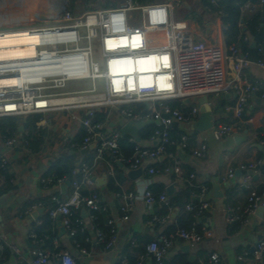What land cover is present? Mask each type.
Instances as JSON below:
<instances>
[{"label": "built area", "instance_id": "1", "mask_svg": "<svg viewBox=\"0 0 264 264\" xmlns=\"http://www.w3.org/2000/svg\"><path fill=\"white\" fill-rule=\"evenodd\" d=\"M182 2L169 0L148 4L125 0L119 7L91 10L82 16H75L63 7L58 8L57 16L49 20H41L40 15L45 12L36 5L31 17L0 25V41L14 34L38 40L31 56L0 58V79L13 81L0 86V117L76 111L77 114H71V120L85 130L83 140L72 144L76 151L84 152L94 145L96 161H103L109 155L133 171L142 167L144 162L156 161L165 154L166 148L175 144L170 136L173 125L192 121L200 112L198 106L191 107L188 112L173 109L170 102L184 104L191 98L233 94L235 104L228 109L233 114V122L213 129L216 140L232 137L246 124L244 115L252 96L260 93L264 98L263 82L251 81L245 73V69L252 64L264 70V44L259 45L258 56L253 60L249 51L242 52L237 45L230 46L226 53L214 44L194 42L189 28L174 18L175 7ZM2 4L3 15L21 14L12 0H2ZM245 12H264V0L247 2L241 8V13ZM26 48L21 47L22 50ZM71 82H89L90 88L64 92ZM67 97H75L77 101L55 104ZM141 103L149 107L138 110L137 105ZM102 109L109 110L110 118L117 115L126 122H158L151 136V141L157 146L147 149L135 144L133 155L126 158L119 145L120 133L109 130L106 123L95 119ZM46 126L47 122L42 120L37 129ZM3 139L7 150L19 145L15 136L5 134ZM130 142L134 140L131 138ZM25 145L28 146L29 142L25 141ZM178 146L182 150L188 149V137L183 135ZM207 154L206 143L192 152L196 158H205ZM0 164L2 167L7 165L8 158L0 156ZM261 165L262 162L258 161L243 167L247 174L235 184L238 190L252 191L253 175ZM173 170L180 179H184L178 161L174 162ZM158 173L155 167L148 170L149 175ZM235 173L236 170L230 168L226 180L234 181ZM45 182L52 184L54 179ZM57 182L61 185L64 180ZM94 186L92 167L80 163L72 172L71 194L66 200L54 198L49 212L52 221L61 220L78 256L67 251H47L44 244L48 236L32 231L30 239L37 247L31 252L29 264H78V258L92 256V252L84 246V239L83 244L77 239L86 230L84 220L74 217V211L81 209L88 212L95 232V240L92 242L87 238L85 244L99 245L104 252L116 247L117 222H110V235L106 236L97 224L98 214L104 210L100 199L93 194L84 195V188ZM207 191L206 186H201L197 195L199 203L185 207L194 215L191 227L180 228L174 235L190 246L197 245L201 240L197 217L210 209V204L204 201ZM118 196L122 200L120 222L130 219L137 199L143 200L150 208L169 203L165 192L155 196L148 187L137 194L119 193ZM259 208H264V193H250L244 206L228 207L225 217L228 222L247 224ZM37 210V206H32L28 208L27 215L33 218ZM167 219L168 216L154 215L149 224L162 225ZM4 243V238L0 236V263L5 260ZM172 245L173 237H161L146 247V257L153 259L155 264H164ZM12 250L16 248L12 247ZM247 255L239 256L238 260L248 264ZM252 257L258 264L264 261V234L257 242ZM206 264H222L219 254L212 253Z\"/></svg>", "mask_w": 264, "mask_h": 264}, {"label": "crops", "instance_id": "2", "mask_svg": "<svg viewBox=\"0 0 264 264\" xmlns=\"http://www.w3.org/2000/svg\"><path fill=\"white\" fill-rule=\"evenodd\" d=\"M12 1L16 10L21 14L3 15L4 6L0 0L1 26L17 19L31 17L34 14L32 9L36 5L45 12L44 15H40L41 20L55 18L58 8L63 7L69 9L75 16H82L92 10H84L83 5L76 7L73 12L69 6V0ZM124 1L101 0L105 6L114 8L119 7ZM167 1L169 0H137L138 3L148 4ZM206 1L214 7H219V0H183L178 7L183 8L184 12L180 15H175L174 12L175 21L184 23L189 28L194 42L205 41L219 46L227 53L229 47L224 37L223 11H211L210 6L206 7L204 4ZM87 5L90 8L92 2H88ZM256 14L258 13H241L243 20L240 25V37L243 36L244 42H250L251 48L255 42L248 36V23ZM262 26L263 24H261ZM249 53L253 60L258 56L257 51L252 50ZM245 73L251 81L260 80L264 84V70L259 66L252 64L245 69ZM200 98H191L189 103L185 101L183 105L190 107L186 112L193 106H198L200 109ZM235 100L233 94L208 96L214 118L213 129L233 122V114L228 109L234 106ZM138 105L143 106L144 109L149 107L146 103ZM106 110L107 117L104 123L108 125L109 130L119 132L121 138V128L127 123L126 120L117 115H112L110 118L109 110ZM62 112L65 111L37 113L27 117H0V127L6 128L0 129V156L4 155L8 158L7 165L2 167L0 164V236L5 241L3 245L5 260L0 264H29L31 252L37 247L30 239L32 231L48 236L49 239L44 244L47 251L53 253L67 251L78 256L67 232L60 235L58 220L52 221L50 227L44 230V216L50 212L54 198L66 200L71 194V186L64 192L62 186L68 180L71 182L72 175L71 179H65L49 174L52 165L66 154L72 156L75 167L82 162L92 167L95 186L90 189L84 188V195H96L101 201L104 210L98 214L99 228L106 236H109L110 222H117L116 247L112 251L104 252L99 245L85 244L87 238L92 242L95 240V232L88 219V212L85 209L79 210L80 218L86 224L83 235L84 246L92 252V256L84 257V259L78 258V264H89L93 260L110 264H127L129 256H135L136 263L155 264L153 259L146 257V247L152 242L159 241L161 237H173V245L164 264H206L212 253L219 254L222 264H243L238 260V257L245 254H248V264H258L253 261L252 255L257 242L264 234V208L262 211L259 208L247 224L228 222L225 210L228 207L244 206L250 193L258 194L259 188L264 186V177L260 172V167L264 166V145L262 144L264 142V98L260 93L252 96L248 102L244 115L246 124L232 137L216 140L214 135L209 133L213 134V129L205 132L193 130L192 126L199 120L200 112L192 121L178 124L175 128L172 127L176 130V139L173 140L175 144L169 145L165 154L156 161L144 162L139 168L143 173L138 180L130 179L128 175L131 170L128 165L120 163L112 156L108 155L103 161H96L94 145L84 152H77L72 144L78 132L84 129L79 123L66 124V121L58 116V113ZM42 120L47 122V126L38 130V124ZM14 125H16V130H9V126ZM144 130L145 128L139 131L140 142L136 143L132 138L133 143L147 149L156 147V143L152 142L151 138H143ZM5 134L17 137L18 147L7 150L3 139ZM183 135L189 139V148L185 150L178 146V141ZM69 136L71 137L69 138ZM128 138L131 139V137ZM25 141L29 142L28 146L25 145ZM204 143L208 146L207 156L205 158L192 156L193 149L199 148ZM182 154L186 157L180 158ZM175 161L179 162L183 180L173 170ZM258 161H261L262 165L253 175L252 191L238 190L235 184L247 174L243 167L251 166ZM151 167L158 169L159 173L149 175L148 170ZM230 168L236 170L234 181L226 180ZM254 176H257V179ZM50 178H53L54 182L46 183L45 181ZM59 179L64 180V183L59 185L57 182ZM217 185L219 189H216ZM170 186H174V189L172 196L169 197L167 190ZM201 186L208 188L204 201L210 204V209L197 217L201 240L197 245L190 246L185 241L174 237L180 229L178 221L183 213L170 206V199L184 188L189 187L192 189L193 202H186L185 207L187 204L196 205L199 203L197 195ZM144 187L153 191L162 189L166 193L169 203L158 204L150 208L143 200L137 199L130 219L126 222L118 221L122 216V200L118 194H137ZM32 206L38 208L33 218L27 215L28 208ZM162 206L168 207L169 214L166 215L168 219L162 225H150L152 217L159 216L158 213ZM184 212L190 214L192 221L194 220L192 213L186 210ZM12 247L16 250H12ZM261 264H264V261Z\"/></svg>", "mask_w": 264, "mask_h": 264}, {"label": "trees", "instance_id": "3", "mask_svg": "<svg viewBox=\"0 0 264 264\" xmlns=\"http://www.w3.org/2000/svg\"><path fill=\"white\" fill-rule=\"evenodd\" d=\"M259 0H219L218 5L219 7H214V5H210L209 2H204L206 7L210 6L211 11L217 12L219 10L223 11L222 15V23L224 27V37L225 42L228 47L232 45H237L242 52L247 51H257L259 45L264 44V12H260L256 14L252 20L248 23V36L256 43L255 49L251 48L250 42H244L243 36L240 37L241 34V21L243 20L241 17V8L247 3H256ZM245 23V21H244ZM261 24L263 26L261 27ZM258 54V52H257ZM173 109H180L186 112L190 107L183 105L181 102H173L171 104ZM138 110L144 109L143 106L138 105ZM107 110L103 109L99 113L96 114V121L104 123L106 121ZM0 129H6L1 128ZM16 130V125L9 126V130ZM156 126H148L145 128L143 135L144 139H150L153 135ZM176 130L171 129L170 136L171 139H176ZM85 136V131L80 130L78 134L74 138V142H81ZM264 141V137H263ZM119 145L122 154L129 158L134 153L135 144L131 143L128 137H121L119 139ZM74 160L72 156L66 154L65 156L61 157L57 160L51 167L49 174L54 175L57 178H65L71 179L72 172L74 170ZM260 172L262 177H264V166L260 167ZM113 183V182H112ZM155 196H159L164 191L162 189L152 190L150 189ZM264 192V186H261L258 190V194H262ZM192 189L189 187L184 188L181 190L177 195L170 199V206L174 209H178V211L182 212V216L179 218L180 228L189 229L192 224V216L188 213H185V203L193 202L191 197ZM169 214L168 207L162 206L160 212L158 213L159 216H166ZM74 217H81L80 211H74ZM100 219V218H99ZM52 220L49 217V212L44 216V230L50 227ZM82 244L84 236L83 234H79L77 238ZM143 253V251L141 250ZM135 256H129L127 264H136ZM120 264V263H119Z\"/></svg>", "mask_w": 264, "mask_h": 264}, {"label": "water", "instance_id": "4", "mask_svg": "<svg viewBox=\"0 0 264 264\" xmlns=\"http://www.w3.org/2000/svg\"><path fill=\"white\" fill-rule=\"evenodd\" d=\"M184 6L186 4H183ZM256 47V43L252 44V48ZM189 103V100H186ZM199 106H200V117L199 120L192 126L193 130L199 131V132H205L210 129H213V113H212V108L209 105L208 97H201L199 99ZM151 125H158V122L156 121H149V122H132L129 121L124 126L121 128V135L122 137H131L133 138L136 143L140 142V137H139V131L146 128L147 126ZM178 124H174L173 128L177 127ZM184 154L180 155V158H185ZM142 169L138 170H133L129 173V177L132 180H138L142 176ZM251 173V172H250ZM255 179H257V176H254ZM71 186V182L68 180L66 183L62 186V191L64 192L67 188ZM174 186H170L167 190L169 197L172 196ZM216 189H219L218 185L216 186ZM260 211L263 209L260 208ZM58 220V226L60 227V235H64L66 233L64 227L61 224V220ZM89 264H110L109 262H104V261H91Z\"/></svg>", "mask_w": 264, "mask_h": 264}, {"label": "bare ground", "instance_id": "5", "mask_svg": "<svg viewBox=\"0 0 264 264\" xmlns=\"http://www.w3.org/2000/svg\"><path fill=\"white\" fill-rule=\"evenodd\" d=\"M38 40L24 37L23 35L14 34L13 36H8L6 38H2L0 41V58L1 59H17L22 56H31L34 54V46ZM27 46L25 50H22L21 47ZM13 81L10 79H0V86L12 84ZM77 101L75 97H67L63 98L55 102V104H66L73 103Z\"/></svg>", "mask_w": 264, "mask_h": 264}, {"label": "rangeland", "instance_id": "6", "mask_svg": "<svg viewBox=\"0 0 264 264\" xmlns=\"http://www.w3.org/2000/svg\"><path fill=\"white\" fill-rule=\"evenodd\" d=\"M2 1V0H1ZM92 2V5H90V8L88 7L87 3L88 2ZM84 5V10L85 9H92V10H101V9H105V8H114L111 6H105L101 0H69V6H71L72 11L74 12L76 7H81ZM175 15H180L181 13L184 12L183 8L181 7H176L175 8ZM181 18H183L181 16ZM90 88V83L89 82H71L68 83L66 89L64 90V92H75V91H79V90H88ZM77 114L76 111H65L62 113H58V116L61 117L64 121H66V124H71V114ZM212 134V132H209ZM213 137V136H212Z\"/></svg>", "mask_w": 264, "mask_h": 264}]
</instances>
